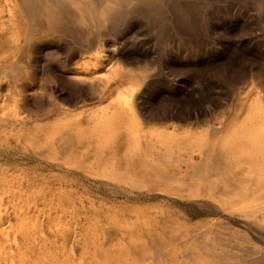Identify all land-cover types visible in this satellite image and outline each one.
<instances>
[{
  "label": "rangeland",
  "instance_id": "1",
  "mask_svg": "<svg viewBox=\"0 0 264 264\" xmlns=\"http://www.w3.org/2000/svg\"><path fill=\"white\" fill-rule=\"evenodd\" d=\"M137 16H129L128 22L124 18L127 23L119 21L90 48H82L76 36L62 28L38 31L27 43L22 36L23 26L19 25L24 23L21 18L16 19L13 33L3 38L7 43L1 39L0 56L4 52L3 59L12 60L8 63L14 62L15 68L13 64L11 74L0 73V116L8 120L34 116L30 119H38L34 125L41 139L36 146L21 138L14 144L3 137H8L7 133L0 131L5 133L0 134V248L3 234L7 235L2 231L8 229L6 210L19 187L27 192V202L35 197L33 188L45 194L52 191L62 202L72 204L75 211L85 209L96 214L95 223L121 219L116 223L120 228L125 226L122 221L127 226L137 217L143 219L148 210L147 216L161 220L170 217L184 228L183 222H196L195 229L214 225L215 221L218 229L225 222L246 234L230 240L232 243L235 239L230 244L232 250L238 249V254L244 255L242 260L249 255L248 250L264 248V231L259 229L262 237L254 236L252 228L256 225L247 216L259 207L264 212V0H165L161 17ZM100 48L104 50L100 62L113 56L120 58L117 71L130 83L124 99L133 96V109L106 108V81L74 78L73 73L85 69ZM21 63L28 67L25 71ZM105 65L101 63L96 70H104ZM237 92L241 98L251 94L255 100L252 114L261 117L254 121L252 116V126L246 121L251 119L249 111L237 117L238 122L225 114ZM220 119L221 125L217 123ZM63 129L69 131L70 140L62 153L57 142L62 139ZM51 135H58L59 140L44 141ZM144 144L149 146L143 149ZM28 147L43 153L40 160H6L10 152L27 151ZM122 148L131 156L127 163L121 161ZM215 149H220L221 155L213 159L210 154ZM151 150L163 151L166 157L153 160ZM209 158L212 163L217 158L215 165ZM149 165L159 172H146ZM149 190L164 194L167 201L142 202L134 196ZM79 210V217L72 210L68 218L82 217L83 211ZM189 225L194 228L192 223ZM206 228L202 239L210 238V233H205L211 229ZM167 245L166 249L173 247ZM191 247L196 248L194 244ZM205 253L202 258L213 262L214 253ZM98 256V261L93 257L95 264L102 263ZM182 256L170 258L176 263L189 261ZM170 258L168 264L172 263ZM237 258L230 262H243ZM230 259L221 262L228 260L230 264ZM196 260L189 263L201 264Z\"/></svg>",
  "mask_w": 264,
  "mask_h": 264
},
{
  "label": "bare ground",
  "instance_id": "2",
  "mask_svg": "<svg viewBox=\"0 0 264 264\" xmlns=\"http://www.w3.org/2000/svg\"><path fill=\"white\" fill-rule=\"evenodd\" d=\"M164 2L165 0L164 1L163 0H0V37H1L0 47H2V44H3V42H1V39L5 42L7 41L6 39L4 40L3 38L8 37L10 33L11 34L13 33V29H15L16 28L15 26L18 25V23H16L17 22L16 19L21 18L24 23L19 24L23 26V29L19 28V30L20 29L21 31L23 30L22 36H23V39H25L27 43L28 41H31L32 39H34L32 37L34 35H37L36 33H38V31L54 29V28L55 29L62 28L64 29L65 32L67 31L71 33V35L73 34V37L75 35L76 38L79 40L80 45H82V48H83V45H87V47L89 46L88 48H90V45L91 47H93L92 45L95 44V42L96 43L100 42L101 40L100 36L103 32H106L107 30L115 29L117 23L121 20L123 21V19L126 17H127L126 19L127 22L129 21L128 19L129 16L131 18L132 16H135V15L140 16L143 14H147V15L161 17L162 7H163ZM126 20L124 22H126ZM19 23H21L20 20H19ZM15 41L17 42L16 39ZM100 45L101 44H99V46ZM8 48L10 49V47ZM88 48L85 47V50H88ZM103 51H104L103 48H100L99 52L97 54H94L95 56L93 57V60L91 62H88V64L84 65L85 69L83 70L76 69L77 71L73 73V76L74 78L77 77L80 81H83L86 78H96L98 80L102 79L106 81L105 88L103 86L104 88L103 93L105 94L104 96H107V100H105L107 102H104V104L106 103L105 104L106 108L114 107L115 111H118L117 109L120 110V108H123L121 110H124V111L127 108L128 110H131L133 109V106H132L133 104H131L132 101H130L131 98L133 97L132 93H131L132 97L129 96L130 97L129 100H125L127 99L126 95L128 93L127 87H128L129 82L124 81L122 76L117 71L118 69H120L118 68V63H119L120 58H118V56H113L110 58H105V60H103L104 62L103 61L100 62V57ZM3 54L2 56H0V73L7 74L8 72L10 73L12 70L14 71V69L11 70V65H13L14 62L12 64L11 63L9 64L8 62L12 60L9 61V58H8V60L6 61L5 59H3V57L5 56V55L3 56ZM10 59L12 58L10 57ZM22 63H25V62H22ZM99 63L106 64L104 66L105 67L104 70L103 69L102 71L96 70L99 67L98 65H100ZM22 67L24 68L25 66L22 65ZM22 67H19V70L21 72H24L27 66L24 68V71H22L23 69ZM13 68H15V64ZM12 74L14 73L12 72ZM251 75H252V72H251ZM244 91L242 93H244ZM134 92L136 91H133V93ZM142 92L144 93L145 90ZM237 94L239 93L238 92L236 93V95L233 97V101L230 104L229 108L227 109V111L225 110L226 111L225 114L232 116L233 120L236 122H238L237 117H240L243 114L245 115L246 112L247 114L249 112H251L252 114L251 109L254 107V102H255L251 94L250 95L248 93H247L248 95L244 94L242 96L244 98L239 97ZM67 113H69V111ZM257 114L254 113V116H255L254 121L255 120L258 121L257 119H260L261 117V115L259 114L257 115ZM223 115H224V112H223ZM250 116H251L250 117L251 119L244 116L245 118L249 119V120L248 119L246 120L248 126H249V123H250V126H252V124L253 125L255 124L252 120V118L254 117L253 114ZM31 117H34V116L26 115V117L23 119L20 117V118H17L16 120H13V119L8 120L7 118L0 116V131L1 132L3 131L7 133L8 135V137L6 135H5L6 137L5 136L3 137L10 138V142L14 144H16V142H18L17 140L21 138V139H24L25 141H28L29 144H34V146H36V144L39 143L41 139V135L39 133L38 127L35 126L36 125V123H34L35 119L34 118L30 119ZM217 123L221 125L223 123V119L217 120ZM232 123L237 124L235 122H232ZM0 134L1 136L3 135L2 133ZM43 139L44 141L46 140V141H51L52 143L53 142L56 143L57 140H59V137L58 135L57 136L51 135V137L46 136ZM69 140H70L69 131L63 129L62 139L61 141L57 142L59 143L58 145L60 146V151L62 153L65 150L64 148H66V146L68 145ZM25 145L23 147H25ZM147 146L149 145L144 144L142 145V148L146 149ZM31 148L33 147L31 146ZM123 149L124 148H122V152H121L122 154L120 153L121 147H120L119 152L117 153L121 154L120 155L121 161L123 163H127L131 159V156L126 155L125 153L127 152L125 149H124L125 152H123L124 151ZM215 151L216 152H213V153L211 152L212 154H210V157L213 159H215L214 156H217L218 158V155L220 154V149H215ZM164 154L165 152L163 151L154 150L151 153L152 156L151 155L150 156L153 158V160H159V159H162L163 156L166 157ZM42 155L43 153H41L39 150L37 149L31 150L29 148L27 151L26 149L25 151H18V152L12 151L9 154H7L5 157H6V160L9 159L10 161H15V160H22V161L23 160L24 161L25 160H33V161L36 160L38 161L40 160L39 158H41ZM206 158H207V155H206ZM217 158H216V161H217ZM213 159L209 158L208 160L211 161ZM216 161L214 163H216ZM220 162L221 161H219V163ZM210 163H212V161ZM214 163L212 164L215 165ZM213 165L211 167H213ZM158 170L159 169L151 165L145 168L146 172L153 173V174H157L159 172ZM157 177L160 178L161 180L163 178L161 174H158ZM31 187L33 188L32 185ZM36 189L34 191V188H33V193H35V197L32 199L30 198L31 199L30 201L28 197L29 202H27V198H26L28 196L26 194L27 192L25 193V191L19 187L15 195L14 201L11 202V207H8L6 210L7 211V215L5 213L6 220H7L6 223L8 225L6 226L5 225L6 223L4 225L6 226V228L8 227V229L6 230L4 228L7 232H5V230L2 231V233H7V235L3 234L5 240L3 238L2 247L0 248V264H91L92 259H93L92 260L93 264H95L100 259L98 255L101 256V260H102L101 264H168L167 258L168 257L170 258V256L176 255V254L183 255L182 257H184V259L186 257L189 261H192V262L197 261L196 259H198V262H200L201 264H205L207 259L204 258L205 259L204 260L202 258V256L204 257L203 253L205 252H206L205 254H209L210 252L211 254L214 253V256L211 255L213 256L214 261L212 260L213 262H211V260L209 259L207 261H210L211 263L208 262L206 264H227L226 262H228V260H225V261L223 260L225 263H222L221 261L224 258L228 259V257L231 258L229 262L231 260H234L235 262L236 257H238L237 259L239 260H242V258H244V255H243L244 253H242L243 256L238 254V252L241 254L240 250L238 249L232 250L233 248L231 244L235 241V239L233 240L232 243L230 242V240L233 239L232 237H236V238L238 237V239H240L239 238L240 235L241 237L246 236V234L243 235L245 232H242V230L236 229L235 227L234 228L230 227L229 224L225 222L223 223L227 224V226L224 225L223 223L220 225L221 227L223 226L222 228L225 230L231 228L232 230L231 231L229 230L228 233H226L227 231L224 233L225 230H222L221 232L220 229L222 228L216 229V227L218 226H214V225H217L216 224L217 221L215 220H214L215 221L214 225H212L211 223H208L211 225L205 226L204 224L205 227L207 228L209 227L211 229V230H208L209 228L208 229L206 228L208 231L205 229V232L207 231L205 233L206 236H207V233L209 232L210 238L208 236V239H202L200 237H203L201 235L203 234L202 232H204L203 228H205L203 224L201 225L198 222L199 226H203V227L201 229L200 227L198 229H195V226L198 227V225H195L197 223L191 222L190 220L194 228H191V227L188 228L187 225L188 224L191 225V223H188L186 225L187 222L186 223L183 222V225H185V228H184V226L181 225L182 223L178 224V222H175V220L170 219V217L168 220H161L154 215L147 216V214L149 215L148 213L149 210L146 215L143 214L144 217L146 216L145 219L144 217L143 219H137L138 218L137 217L136 220L134 219L135 221L133 220V222L131 223L128 220L129 224L127 223L128 224L127 226H126V223L122 221L123 223L121 222V224L122 226L125 225L123 226L124 228L123 227L120 228L121 227L120 225L118 226V224L120 223L119 221L121 219H119V221H115L114 220L115 218H113V219H110L111 221H109V223L108 222L104 223L103 221L95 223L94 219L97 215L91 212L88 213V211H83L85 209L82 210L83 213H80V216L82 215V217L78 219L77 218L73 219V216H71L72 217L71 218L72 220H71L70 218H68L70 217L69 214L72 210H73L72 213H74L75 211L73 209L72 204L68 202H62L60 200V197L58 196L55 197V193L52 191H49L45 194V191L43 192L42 190H40L43 193V196H42L41 192L39 193V190L36 191ZM30 195H33V194H30ZM36 195L37 197L38 195L41 197L36 198ZM125 196L127 197V195ZM134 196L136 197V199L142 202H153L154 201V202L159 203V202L167 201L166 199L167 197L164 194L158 193V192H152L151 190L143 191L140 193L138 192V194H135ZM24 197L26 198L27 203H25ZM40 206H46V207H40ZM209 207L211 208V206ZM209 207H207V209ZM259 208L258 209L255 208V211L252 210L251 214H248L249 212L247 213L248 214L247 216H249L252 222L254 223V225H256V228H252V230L255 229L253 231L255 232V235L253 232L252 233L254 236L257 235L258 237L261 236L260 232L262 230L264 231V212L262 213L263 211L261 210L262 208L261 209ZM78 210L76 211L78 212ZM192 210L194 212H197L196 208H192ZM226 210L227 209H225V211ZM39 211H41V214L40 215L37 214L35 216L36 214L35 212L40 213ZM76 211H75V215L76 217L77 216L79 217V214H78L79 212L77 213ZM79 211L82 212L81 210ZM207 211H209L208 213H210V210H207ZM214 211H216V209ZM214 211L211 213H214ZM221 212L220 214H222ZM32 214H34V216ZM32 217L33 218L35 217V218L33 219ZM117 222L119 223L116 224ZM212 226H214L215 229L212 228ZM225 226L227 227V229ZM251 227H255V226H251ZM259 229L261 231H259ZM216 230H219V231H216ZM260 240L259 242L262 241ZM263 241H264V237H263ZM242 242L244 244L245 241H242ZM90 243H92V245ZM191 243L192 245H190ZM172 244H173V247L171 249H166V245L168 247V246H171ZM193 244L196 248L197 246L199 247L200 245L207 246V248L204 247L205 249L203 248V250H197L196 248L191 247L193 246ZM248 252H249V255L245 256L246 258L245 260H242L243 262L239 263L237 261L236 263H234L232 261V263L230 262V264H264V248L262 250L252 249V250H248ZM234 253H236V255H232ZM237 254L239 256H237ZM96 255L99 259L96 257ZM93 257L97 259V261ZM199 257L202 258L204 261L202 259H201L202 262L199 261L200 260ZM184 259L182 261H184ZM189 261H185L183 263H176L173 260L174 262L173 263L170 258V262L172 263H169V264H191L192 262L189 263Z\"/></svg>",
  "mask_w": 264,
  "mask_h": 264
}]
</instances>
